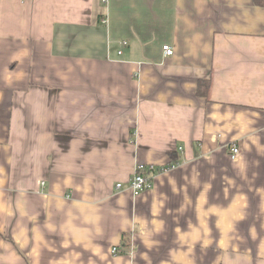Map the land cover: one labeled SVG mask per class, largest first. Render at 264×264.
Instances as JSON below:
<instances>
[{"label": "crops", "instance_id": "0c3cea01", "mask_svg": "<svg viewBox=\"0 0 264 264\" xmlns=\"http://www.w3.org/2000/svg\"><path fill=\"white\" fill-rule=\"evenodd\" d=\"M0 264H264V7L0 0Z\"/></svg>", "mask_w": 264, "mask_h": 264}, {"label": "built area", "instance_id": "2783aa9c", "mask_svg": "<svg viewBox=\"0 0 264 264\" xmlns=\"http://www.w3.org/2000/svg\"><path fill=\"white\" fill-rule=\"evenodd\" d=\"M126 44V43H124ZM166 55H172L173 49L165 45L163 47ZM233 159H236L239 154L238 147L234 146L230 149ZM168 170L167 167L156 168L155 166H145L138 165L135 169L132 179L129 182V189L132 190L134 195H139L145 190L149 189L153 185L154 178L159 175V173H164ZM123 187L122 183H118L116 185L117 189H121ZM113 253H118V248H113Z\"/></svg>", "mask_w": 264, "mask_h": 264}, {"label": "trees", "instance_id": "16d2710c", "mask_svg": "<svg viewBox=\"0 0 264 264\" xmlns=\"http://www.w3.org/2000/svg\"><path fill=\"white\" fill-rule=\"evenodd\" d=\"M254 3L258 6L264 7V0H254ZM211 89V80H200L198 84L197 93L199 96L208 98Z\"/></svg>", "mask_w": 264, "mask_h": 264}]
</instances>
